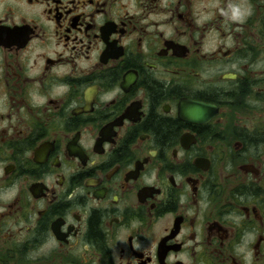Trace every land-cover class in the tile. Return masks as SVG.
<instances>
[{
    "label": "flooded vegetation",
    "instance_id": "flooded-vegetation-1",
    "mask_svg": "<svg viewBox=\"0 0 264 264\" xmlns=\"http://www.w3.org/2000/svg\"><path fill=\"white\" fill-rule=\"evenodd\" d=\"M0 264H264V0H0Z\"/></svg>",
    "mask_w": 264,
    "mask_h": 264
}]
</instances>
